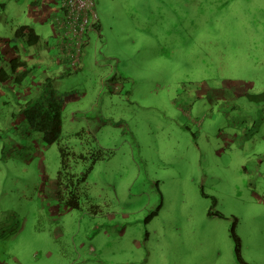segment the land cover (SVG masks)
I'll return each mask as SVG.
<instances>
[{
    "label": "rangeland",
    "instance_id": "374dc122",
    "mask_svg": "<svg viewBox=\"0 0 264 264\" xmlns=\"http://www.w3.org/2000/svg\"><path fill=\"white\" fill-rule=\"evenodd\" d=\"M93 1L98 29L53 86L58 140L0 105V264H241L232 228L264 264V0ZM0 4L6 65L20 25L55 50L46 0Z\"/></svg>",
    "mask_w": 264,
    "mask_h": 264
},
{
    "label": "crops",
    "instance_id": "0c3cea01",
    "mask_svg": "<svg viewBox=\"0 0 264 264\" xmlns=\"http://www.w3.org/2000/svg\"><path fill=\"white\" fill-rule=\"evenodd\" d=\"M35 4L36 3L32 2L33 6H35ZM46 5L52 13L50 21L56 33L57 15L55 13L58 12L56 0H46ZM0 6H3V4H0ZM96 26L98 27L97 23ZM93 31L96 32L97 29ZM13 36L16 39H20V42H22L23 47H21V50L23 51V55L22 57H20V59L9 61V63H7V65H9L8 68L6 63L0 59V71L3 72L1 75L2 82H0V105L10 108V103H15L16 107L18 108L16 109V113H11V118L17 116L20 120H24L27 119L26 112L24 111L25 104L35 98H37V100L41 99L44 101H49L50 99H52V96L54 94L53 86L57 87L59 86V83L62 84L65 80V77L68 76L73 69L70 67L68 59H66V57L64 56L63 50H61L60 41L57 42L58 46H55L54 44V46L56 47L55 50L53 49V51H50L48 49L45 50L46 47L44 48V46H41L42 43L40 38V42L38 41L33 46H27L24 42V38L16 37L15 35ZM32 47H34V49L36 50L38 47H42L43 50H45V53L37 55L31 52L28 55L26 48H31V50H33ZM25 52L26 55L24 54ZM27 55L28 57H25ZM0 57L2 58V55H0ZM7 57L8 56L6 54L5 58ZM37 68L38 71L36 75H32L33 71ZM24 72H26L25 76L22 79L18 78L17 81H15L14 77L16 76V74ZM13 84L14 86L12 88L11 86ZM12 89H14L17 93L16 96L12 94ZM45 90L48 91L45 92Z\"/></svg>",
    "mask_w": 264,
    "mask_h": 264
},
{
    "label": "trees",
    "instance_id": "16d2710c",
    "mask_svg": "<svg viewBox=\"0 0 264 264\" xmlns=\"http://www.w3.org/2000/svg\"><path fill=\"white\" fill-rule=\"evenodd\" d=\"M94 30L98 29L96 24L93 26ZM14 35L16 37H22L24 38V42L27 46H33L38 41V36L34 33L32 28L26 25H20L17 27V29L14 32ZM40 42V41H39ZM76 67V66H75ZM74 68V67H73ZM72 68V69H73ZM14 69V67H13ZM12 69V71H13ZM3 72L0 71V82L1 75ZM26 72L16 74L15 81H17L18 78H23L25 76ZM53 97V96H52ZM33 102V103H32ZM25 112H26V118L30 122L33 128H35L37 131H39L42 135V141L47 144H53L55 143L59 138V132H60V126L62 122L61 117V105L58 103V101L54 100L53 98L49 101L40 102L37 101H28L25 104ZM60 151V171H59V179L57 181L58 186H62L61 184V178L65 179L66 177L64 174H66L67 170V152L65 151V148H59ZM73 159H80L85 161L86 157L82 154L78 155L77 157L72 154ZM95 160L93 159L91 164H93ZM86 175H84L80 182H83L85 180ZM67 180L64 181V186H66ZM70 187L72 186V182H70ZM68 188V187H66ZM66 198V206L71 209H77L79 207V200L78 196L75 193V190H68L65 195ZM217 216H221L220 214H216ZM231 235L235 243V252L237 255V260L239 263L244 264L242 260L239 257L238 254V239L235 236L233 232V228L231 229Z\"/></svg>",
    "mask_w": 264,
    "mask_h": 264
},
{
    "label": "built area",
    "instance_id": "2783aa9c",
    "mask_svg": "<svg viewBox=\"0 0 264 264\" xmlns=\"http://www.w3.org/2000/svg\"><path fill=\"white\" fill-rule=\"evenodd\" d=\"M56 26L64 56L71 68L79 64L80 49L86 35L93 31L97 14L93 0H56Z\"/></svg>",
    "mask_w": 264,
    "mask_h": 264
}]
</instances>
